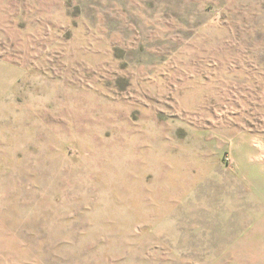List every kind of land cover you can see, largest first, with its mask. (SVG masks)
Listing matches in <instances>:
<instances>
[{"label": "rangeland", "instance_id": "obj_1", "mask_svg": "<svg viewBox=\"0 0 264 264\" xmlns=\"http://www.w3.org/2000/svg\"><path fill=\"white\" fill-rule=\"evenodd\" d=\"M0 264H264V0H0Z\"/></svg>", "mask_w": 264, "mask_h": 264}]
</instances>
